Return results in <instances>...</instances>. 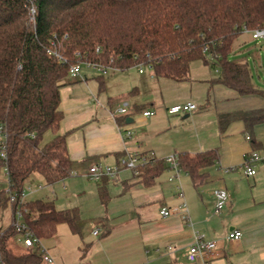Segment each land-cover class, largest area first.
<instances>
[{
    "label": "trees",
    "instance_id": "16d2710c",
    "mask_svg": "<svg viewBox=\"0 0 264 264\" xmlns=\"http://www.w3.org/2000/svg\"><path fill=\"white\" fill-rule=\"evenodd\" d=\"M245 29H264V0H0V128L6 147L0 171L9 185L0 192V210L10 206L12 215L21 210L27 229L44 246L61 224L79 233L77 211L58 210L51 200L20 203L33 176L53 186L73 175L68 134L59 133L64 120L60 92L73 65L119 72L143 66L157 79L182 82L192 64L201 61L218 73L213 83L239 96L264 98L248 65L229 59ZM218 119L222 133L240 121L251 139L264 124V108ZM47 132L54 136L45 143ZM177 156L195 184L217 161L214 150ZM163 166L156 160L138 178L150 186ZM106 184L98 188L103 204ZM10 194L16 197L13 204ZM17 236L13 221L0 230V264H44L37 250H13L10 241Z\"/></svg>",
    "mask_w": 264,
    "mask_h": 264
},
{
    "label": "crops",
    "instance_id": "0c3cea01",
    "mask_svg": "<svg viewBox=\"0 0 264 264\" xmlns=\"http://www.w3.org/2000/svg\"><path fill=\"white\" fill-rule=\"evenodd\" d=\"M193 70L199 75L192 76ZM135 71L139 75L145 73L136 68L113 72L112 77L82 73L79 79L69 77L61 89L64 120L59 133L68 134L73 175H86L94 164L117 166L121 158L134 153L154 154L157 160L164 161L181 153L196 155L214 150L217 161L197 184L185 172L180 174L179 181L170 182L174 191L178 184L182 187V179L190 182H185L188 199L184 193L183 199L176 195V202L167 200L160 189L163 174L169 175L168 179L173 175L165 161L163 173L150 186L128 170H122L115 179L105 178L106 189L111 184L121 185L119 200L125 194L131 197L122 204L126 210L120 214L118 225L102 223L104 236L97 246L89 243L82 264H264V161L256 168V178H251L253 185L242 179L244 172L240 169L250 151L264 159V124L256 127L248 141L242 122L231 123L222 133L218 119L223 114L263 109L264 98L239 96L213 83L210 66L201 61L192 64L189 78L182 82L159 78L158 84L148 85L140 82ZM145 85L150 91L147 96L141 89ZM199 100L201 105L187 118L167 114V108L173 105L197 104ZM125 107L129 109L127 117L115 114ZM147 110L157 114L145 118L142 113ZM128 130L133 132L131 139L125 136ZM45 136L50 141L54 134L47 132ZM217 188L226 189L230 195V203L220 214L214 212L212 196ZM108 201L109 196L106 204ZM162 208L176 212L163 218ZM234 230L242 232L237 242L228 239ZM197 235L218 244L217 258L202 256L192 263L184 259ZM49 242L45 246L50 252L55 242Z\"/></svg>",
    "mask_w": 264,
    "mask_h": 264
},
{
    "label": "rangeland",
    "instance_id": "374dc122",
    "mask_svg": "<svg viewBox=\"0 0 264 264\" xmlns=\"http://www.w3.org/2000/svg\"><path fill=\"white\" fill-rule=\"evenodd\" d=\"M234 47V53L229 56L230 61L247 63L252 74L253 85L257 89L264 91V39L254 40L251 33L244 32L236 40ZM196 71L193 70L191 75H199V72ZM144 72L145 73L143 75H139L138 72L135 73V75L140 78V82L148 85L155 83L158 84L157 80L159 79L154 78L149 69L144 68ZM200 72H203V70H200ZM82 73H94L97 75L99 72L96 69H84ZM211 73L213 79L218 77V73L216 71H212ZM109 75V77H112L114 73L109 72ZM148 85H145L144 87L142 86L141 88L143 94L146 96L150 93V91L148 92ZM196 103L197 104L194 103L196 106L201 105L200 100L196 101ZM125 108L128 109L127 107ZM47 140L48 136H45L44 142L46 143ZM47 142H49V140ZM108 167L115 168V166ZM168 176L169 175L165 173L161 177L160 181L163 183H161L160 189L164 191L167 200L176 202V195L178 197L177 188L174 191ZM134 177L138 178L139 176ZM242 179L249 185H253V179L247 180L244 173L242 175ZM186 180L187 179H182V187L187 200L189 194L188 189H186L185 182H188L187 184L190 182L189 180ZM102 182L103 179L95 181L86 175H79L77 173L71 178L65 180L64 182H60L55 186H47L43 179L38 175L33 176L32 180L29 182L26 188V201L51 200L55 202L58 210L78 212L79 220L77 222V226L79 228V233H74L67 224H61L58 227L54 241L49 242L50 244L55 242L53 246L50 247L49 252L51 256H54V264H82V262L86 261V257L83 258V255L86 254L87 247L91 245L89 243H93L94 246H97L99 241L104 236L102 223H107L111 227H115L119 224V216L126 210V207H122V204H124V201L131 196L130 194H125L124 198L119 200L120 195H122L121 185L119 184L115 187L111 184L112 187H108L109 189L107 188L109 196L108 204H103L98 192V186ZM8 186L6 172L1 170L0 192L8 191ZM40 186L42 189L39 188ZM209 186L210 184L206 188H209ZM29 187L33 190L30 191ZM191 190L192 193L194 192L193 194H195V191L193 189ZM11 224L12 212L9 206L0 210V230H6ZM97 230L100 232V235L94 236L93 233ZM20 240V236H17L15 239L10 241V246H12L13 250L16 252L17 250L20 251L24 249Z\"/></svg>",
    "mask_w": 264,
    "mask_h": 264
},
{
    "label": "built area",
    "instance_id": "2783aa9c",
    "mask_svg": "<svg viewBox=\"0 0 264 264\" xmlns=\"http://www.w3.org/2000/svg\"><path fill=\"white\" fill-rule=\"evenodd\" d=\"M244 32H248L252 34L254 40H263L264 39V29H257L254 31H249L247 29ZM83 68L87 69H96L101 75L105 76L109 74V72H119L114 68H104L102 66H97L89 63H77L70 68L69 77L71 79H79L82 78V70ZM138 71L140 73L144 72V67L139 66ZM198 107L194 103H186L173 105L167 108V114L170 116H179V115H187L195 112ZM117 115L128 116L129 110L126 108H121L115 112ZM157 113L155 111H144L142 113L143 117L150 118L155 116ZM2 130L0 128V159L6 158V147L4 146V137L2 134ZM125 136L128 139L133 137V132L128 130L125 132ZM247 140L250 141V137H247ZM157 158L154 154H128L121 158L118 162V165L115 168L105 167L101 164H94L88 168L87 176L95 181H99L103 178L115 179L118 174L122 170L131 171L134 176H139L143 169L151 165L155 162ZM164 161L168 164L170 170L173 172V175L170 177V182L179 181L180 174L183 170L180 167L179 159L177 155H172L164 159ZM264 161V159L260 156L259 153L255 151H250L244 156V160L240 169L243 170L244 174L248 179L254 178L257 174L256 168L259 163ZM264 186V185H263ZM41 188V186L39 187ZM29 190L33 189L29 187ZM177 194L180 199L184 198V192L180 184L177 186ZM26 191L23 193V197L20 203L26 202L25 200ZM214 200V212L216 214H220L223 210L226 209L228 204L230 203V195L228 191L224 188H217L212 193ZM16 202V197L10 194V203L13 204ZM176 212L175 209L162 208L160 210V215L163 218H167ZM186 219H188V215H185ZM13 225L15 226L16 231L20 235V242H22L23 248L26 250H37L41 254V260L44 264H54V258L50 255L49 250L46 246L43 245L42 241L35 237L28 229L23 221V213L21 210H17L12 215ZM94 236H99L100 232L97 230L93 233ZM242 238V232L238 230L232 231L228 235V239L231 241H239ZM206 258H217L219 256L218 253V244L212 241H205L202 236L197 235L195 238V243L189 247L184 253V259L187 262H196L200 257Z\"/></svg>",
    "mask_w": 264,
    "mask_h": 264
},
{
    "label": "water",
    "instance_id": "95a60500",
    "mask_svg": "<svg viewBox=\"0 0 264 264\" xmlns=\"http://www.w3.org/2000/svg\"><path fill=\"white\" fill-rule=\"evenodd\" d=\"M188 117V115L186 116V118Z\"/></svg>",
    "mask_w": 264,
    "mask_h": 264
}]
</instances>
